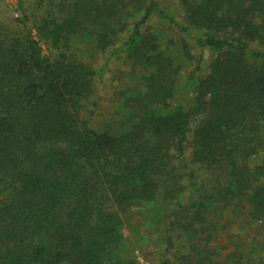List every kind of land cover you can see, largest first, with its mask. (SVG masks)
I'll list each match as a JSON object with an SVG mask.
<instances>
[{"label":"trees","instance_id":"16d2710c","mask_svg":"<svg viewBox=\"0 0 264 264\" xmlns=\"http://www.w3.org/2000/svg\"><path fill=\"white\" fill-rule=\"evenodd\" d=\"M13 10L0 18V264H143L124 235L136 224L155 230L157 264L264 262L232 229L264 238V0ZM117 63L132 85L96 114Z\"/></svg>","mask_w":264,"mask_h":264},{"label":"rangeland","instance_id":"374dc122","mask_svg":"<svg viewBox=\"0 0 264 264\" xmlns=\"http://www.w3.org/2000/svg\"><path fill=\"white\" fill-rule=\"evenodd\" d=\"M17 1L18 0H0V18L4 17V15L6 14H12L15 17L16 13H14L13 9H15ZM43 52L46 53L47 50L44 48ZM98 60V62H100V58H98ZM110 67H112L114 70V73H112V77H109L104 86L98 85V87H96V89L94 90V99L97 100V105L95 109L96 114L103 113L106 117L112 116V113L114 112L115 108H120L121 102L118 101L119 96L117 93L123 85L130 83L129 78H131V68L129 66H126V64L117 63L116 65H110ZM130 85L132 84L130 83ZM135 227L137 228L135 230L136 232H138L137 234L135 232H124V235H126L128 239V248L133 251V253L136 255V257L141 263L157 264V259L153 256L152 253H150V250L152 251L153 247L152 243L156 245V242L152 241V238H155L156 235V232H154L155 230L150 228L146 230L144 226H141L140 224H136ZM234 227L237 229V231L247 229L243 232L244 238L249 241H256L257 249H259L258 246L260 248L264 247V238L255 226H252V228L254 229L252 230L250 228V224L248 225L247 222H243L239 226L236 223L232 227V229L235 230ZM147 231L148 233L146 234ZM256 232L257 239L255 238ZM135 235L141 236V238L134 239ZM255 258L256 256H254V259ZM257 264H264V262L257 258Z\"/></svg>","mask_w":264,"mask_h":264}]
</instances>
